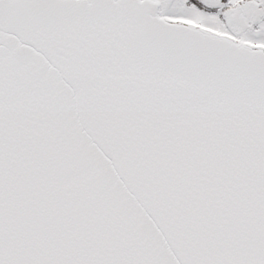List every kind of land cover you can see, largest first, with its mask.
I'll list each match as a JSON object with an SVG mask.
<instances>
[{
    "label": "snow or ice",
    "instance_id": "1",
    "mask_svg": "<svg viewBox=\"0 0 264 264\" xmlns=\"http://www.w3.org/2000/svg\"><path fill=\"white\" fill-rule=\"evenodd\" d=\"M0 264H264V0H0Z\"/></svg>",
    "mask_w": 264,
    "mask_h": 264
}]
</instances>
